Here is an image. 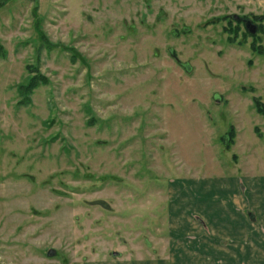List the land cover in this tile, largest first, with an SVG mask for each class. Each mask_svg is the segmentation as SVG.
<instances>
[{"label":"rangeland","instance_id":"obj_1","mask_svg":"<svg viewBox=\"0 0 264 264\" xmlns=\"http://www.w3.org/2000/svg\"><path fill=\"white\" fill-rule=\"evenodd\" d=\"M0 42V264H264V0H6Z\"/></svg>","mask_w":264,"mask_h":264},{"label":"trees","instance_id":"obj_2","mask_svg":"<svg viewBox=\"0 0 264 264\" xmlns=\"http://www.w3.org/2000/svg\"><path fill=\"white\" fill-rule=\"evenodd\" d=\"M0 1H1L0 6L6 2V0H0ZM45 43L48 44L47 41H45ZM68 49L72 53V55L70 56V59L72 62H74L76 60V53L74 52L72 48H68ZM6 55H7V52L0 42V59L6 58ZM27 69L30 74H33V76H31L25 84H21L18 86V94L22 98V100L19 101V105H28L30 101L29 96L31 95L32 91L40 85L48 84V79L45 76L39 74L38 70L30 66L27 67ZM255 105H256L257 111L260 114L264 115V104L259 99H256ZM233 135H234V131L232 130L229 134L231 140H233Z\"/></svg>","mask_w":264,"mask_h":264},{"label":"water","instance_id":"obj_3","mask_svg":"<svg viewBox=\"0 0 264 264\" xmlns=\"http://www.w3.org/2000/svg\"><path fill=\"white\" fill-rule=\"evenodd\" d=\"M250 24V22H248L247 23V25H249ZM250 29V31L252 32V33H255V29L254 28H249ZM54 254V251L53 250H49L48 251V255L49 256H52Z\"/></svg>","mask_w":264,"mask_h":264},{"label":"flooded vegetation","instance_id":"obj_4","mask_svg":"<svg viewBox=\"0 0 264 264\" xmlns=\"http://www.w3.org/2000/svg\"><path fill=\"white\" fill-rule=\"evenodd\" d=\"M242 22L248 27V28H252L251 25H247V23L249 22L247 19H242Z\"/></svg>","mask_w":264,"mask_h":264}]
</instances>
